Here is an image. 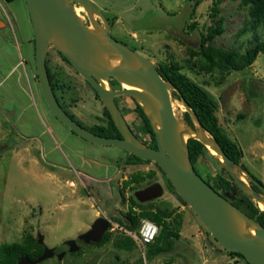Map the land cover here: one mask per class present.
Returning <instances> with one entry per match:
<instances>
[{"label": "rangeland", "instance_id": "374dc122", "mask_svg": "<svg viewBox=\"0 0 264 264\" xmlns=\"http://www.w3.org/2000/svg\"><path fill=\"white\" fill-rule=\"evenodd\" d=\"M89 1L102 10L112 24L113 38L156 65L161 62L177 65L205 87L216 104L222 133L240 145L243 165L264 185V54L261 53L251 67L224 74L218 70L219 55L209 64L191 54V50L202 49L217 5L225 19V32L214 40V45L230 48L240 42L238 31L249 19L248 7L242 0H220V3L218 0ZM76 7L81 18L91 26L85 9L79 4ZM96 18L100 22L101 18ZM17 21L26 34L23 16L18 14ZM258 32L264 40V31ZM49 56L52 65L57 62L64 68L67 92L62 96L65 103L60 90L56 94L66 111L85 127L105 124V106L94 89L77 75L72 65L61 59L57 50L51 49ZM14 60L12 56L4 60L3 71L8 70ZM5 88L0 90V97ZM114 88L122 89V85ZM33 102L26 113L32 127L28 132L30 140L24 143L21 125L0 110V147H11L0 152V246L25 243L28 236L39 239L42 235L46 246L55 248L57 254L65 253L61 260L55 255L39 264H234L232 258L236 264H245L242 258L232 257L225 251L192 208L180 200L158 164L134 161L129 152L117 146L88 143L60 123L41 101L34 99ZM119 102L139 138L150 143L151 137L143 133V121L135 112L136 102L130 96H121ZM21 104L26 107L25 96ZM9 107L3 105L2 108ZM174 110L184 120L186 107L180 101H174ZM71 146L75 153L70 150ZM80 150L101 164L89 162L85 168H80L77 155ZM214 156L207 155L198 165L202 177L221 171L222 165ZM150 170L157 172L154 179L139 185L124 184L133 174ZM242 175L247 180L246 175ZM156 183L163 186L164 195L151 201L149 206L164 204L183 211L187 219L184 237L191 239L195 228L202 229L205 235L195 243L180 239L173 252L152 258L147 246H140L139 239L131 236L120 221H127L135 192ZM99 217L110 222L108 231L113 233V238L101 245L86 244L79 236ZM121 235L132 237L137 248L131 252L119 250L114 239ZM70 239L77 240L78 252H70L66 244Z\"/></svg>", "mask_w": 264, "mask_h": 264}, {"label": "water", "instance_id": "95a60500", "mask_svg": "<svg viewBox=\"0 0 264 264\" xmlns=\"http://www.w3.org/2000/svg\"><path fill=\"white\" fill-rule=\"evenodd\" d=\"M35 33L36 69L44 99L52 114L84 140L102 146H117L142 160L158 164L183 201L195 212L210 234L228 252L240 253L249 264H264V226L259 216L251 217L217 192L197 172L192 163L188 139L203 143L221 162L240 190L258 206L264 203V185L224 151L221 144L205 130L187 102H183L196 128L178 117L174 110L176 88L166 81L155 62L113 38L105 14L89 0H25ZM76 4L89 16L88 25L77 12ZM96 16L101 18L100 22ZM51 49L62 53L76 71L95 89L110 113L122 137H106L89 130L65 110L52 86L47 58ZM115 61L120 64L116 65ZM115 79L122 89H115ZM124 84L129 87L126 88ZM130 96L144 110L156 136L157 148L143 142L130 128L116 98ZM190 132L185 139L184 131ZM216 152V154L213 153ZM246 175L247 180L243 177ZM258 187L257 190L254 186ZM164 188L156 183L135 192L136 199L147 203L161 198ZM110 222L97 218L79 239L89 245L102 241ZM254 232L251 235L250 231ZM43 254L32 260L21 258L17 264H39L55 256V248L45 245ZM72 253L78 252L77 240L66 241ZM63 254H59L61 260Z\"/></svg>", "mask_w": 264, "mask_h": 264}, {"label": "trees", "instance_id": "16d2710c", "mask_svg": "<svg viewBox=\"0 0 264 264\" xmlns=\"http://www.w3.org/2000/svg\"><path fill=\"white\" fill-rule=\"evenodd\" d=\"M6 1L12 2L15 0ZM218 2L220 3V0H218ZM242 3L244 6L248 7L249 19L245 20L244 27L242 30L238 31V37L240 39V42H237L238 44H235L230 48L216 47L214 45V40L225 32V19L220 15L221 10L217 5L213 10V24L204 39L202 49L200 51L191 50L192 56L201 57L209 64L214 63L215 57L219 55L218 70L221 74H224L226 71L245 70L255 63L261 53L264 54V40L261 38L258 32L261 29L264 31V0H242ZM58 53L65 62L72 65L62 53ZM157 68L162 77L175 86L176 91H173L175 99L180 101L182 104L184 101L187 102L197 114L205 130L221 144L225 153L232 160H234L237 164L242 165L246 170L242 163V159L244 157L243 150L237 142L231 140L222 133L221 124L216 115V104L213 101V97L205 89V87L193 81L175 64L161 62L157 64ZM48 71L55 92L57 90L63 89V87L60 85V80L54 76L49 67ZM111 83L113 86L119 84L115 79H111ZM96 95L99 97L97 92ZM135 112L143 121V133L148 134L151 137L152 141L154 142V146H156L155 148H157L156 136L153 131L152 124L143 108L137 102ZM105 115L107 117L105 124L96 125L92 128H86L102 136L122 137L106 108ZM72 118H74V116H72ZM184 120L193 128H196L194 118L189 112H185ZM188 147L190 150L192 163L194 164L197 172L200 174L198 165L200 164L201 160L207 157V155H214L203 143L194 138L188 139ZM131 157L134 161L146 162L145 160H142L133 154H131ZM159 168L162 170L161 167ZM220 170L221 171L215 175H209L208 177L203 178L217 192L233 202L249 216L255 217L258 215V220L264 226V211H260L256 203L248 195L239 190L231 175L223 167H221ZM156 175V170L138 172L133 174L130 179H127L124 184L126 186H131L133 184L139 185L146 180L154 179ZM170 185L173 189H175L171 182ZM253 186L259 190L254 184ZM179 198L185 205H188L180 196ZM131 201L132 203L130 205V210L126 216L127 221H120V223H122V225H124L128 231H137L143 219H148L154 222L158 225L160 232L155 241L147 245L148 255L154 258L173 252L177 247V243L181 239V232L184 228L185 222L184 212L174 209L170 205L164 204L153 208L152 206H149L151 204L150 202L141 203L136 199L135 196L132 197ZM112 238L113 233L108 231L103 237L102 241L97 245L105 244ZM114 244L119 250H125L129 252L137 248L136 241L127 235L116 237V239H114ZM43 252L44 246L39 244V239L33 236H28L25 243H5L1 245L0 264H17L18 261L24 257L35 260L39 258ZM228 253L232 257L242 258L245 261V264H249L245 257L240 253Z\"/></svg>", "mask_w": 264, "mask_h": 264}, {"label": "crops", "instance_id": "0c3cea01", "mask_svg": "<svg viewBox=\"0 0 264 264\" xmlns=\"http://www.w3.org/2000/svg\"><path fill=\"white\" fill-rule=\"evenodd\" d=\"M18 14L23 16L25 27H27L26 34H24L19 26V22L17 21ZM33 33V24L25 0H15L12 2L0 0V90L6 87L0 97L2 102L0 103V110L5 112V114L9 117L11 116L21 125V139L24 140L23 143L30 140L28 132H31L32 127L30 121L26 118V113L27 110L34 105L33 100L35 99L36 101H41V103L46 105L49 112L52 113L44 99L37 75L36 41L35 33ZM21 44L23 45L21 46ZM10 56H12L15 60L8 70L3 71V62ZM61 59L63 58L61 57ZM49 63L52 73L60 80V85L63 87V89L60 90L61 99H63L62 95L67 92V82L64 79V68L57 62L52 65L50 56ZM77 75L82 77L79 73ZM66 76H68V74ZM82 79L84 78L82 77ZM21 95L22 97L25 96L27 98L26 107H24L23 104L20 105L22 98ZM63 103H65L64 99ZM3 105H10V107L8 109H3ZM72 133L76 135L73 131ZM35 138L31 140H34ZM10 148V145H4L0 147V152ZM23 149L29 150V148ZM70 150L73 153L76 152L73 146L70 147ZM84 154L85 153L81 150L77 152L80 161V168H85L84 165L89 162H94L97 165L101 164L98 162V159H93V157H89ZM186 220L187 219L185 217V222ZM184 228L181 232V239L186 241L195 243V241L203 239L205 235L202 229L195 228L194 233L191 235V240L190 238L183 236ZM232 260L233 263L236 264L235 259L232 258Z\"/></svg>", "mask_w": 264, "mask_h": 264}, {"label": "built area", "instance_id": "2783aa9c", "mask_svg": "<svg viewBox=\"0 0 264 264\" xmlns=\"http://www.w3.org/2000/svg\"><path fill=\"white\" fill-rule=\"evenodd\" d=\"M160 229L154 222L143 219L141 225L136 232L129 231L131 236L139 239L140 246H147L155 241L156 237L159 235Z\"/></svg>", "mask_w": 264, "mask_h": 264}, {"label": "flooded vegetation", "instance_id": "af4514ba", "mask_svg": "<svg viewBox=\"0 0 264 264\" xmlns=\"http://www.w3.org/2000/svg\"><path fill=\"white\" fill-rule=\"evenodd\" d=\"M111 26V28H112V24H110ZM111 28H110V30H111ZM111 34V33H110ZM48 60V59H47ZM86 81V80H85ZM87 82V81H86ZM88 83V82H87ZM89 84V83H88ZM91 86V85H90ZM116 86V85H115ZM92 87V86H91ZM114 87V86H113ZM56 93V92H55ZM57 95V94H56ZM57 97H58V95H57ZM121 97V96H120ZM120 97H117L116 98V102H117V104H118V106H119V108L121 109V111H122V113H123V115H124V112H123V109H122V106H121V104H120V102H119V98ZM58 99H59V97H58ZM133 99V98H132ZM134 100V99H133ZM59 101H60V99H59ZM135 101V100H134ZM136 102V101H135ZM60 103H61V101H60ZM64 107V106H63ZM136 109V108H135ZM66 110V109H65ZM76 120V119H75ZM127 120V122H128V124H129V126H130V128L133 130V132L137 135V137H139V135L136 133V131L133 129V127H132V125L130 124V122L128 121V119H126ZM82 125V124H81ZM143 142H144V140H142ZM146 143V142H145ZM147 144V143H146ZM148 145L149 146H151V147H156V146H154V142L152 141V139H151V141H150V143H148ZM148 187V186H147ZM84 242V241H83ZM55 255H59V254H57V252H56V250H55Z\"/></svg>", "mask_w": 264, "mask_h": 264}, {"label": "bare ground", "instance_id": "6f19581e", "mask_svg": "<svg viewBox=\"0 0 264 264\" xmlns=\"http://www.w3.org/2000/svg\"><path fill=\"white\" fill-rule=\"evenodd\" d=\"M115 64L118 65V64H120V63H119L118 61H115ZM124 86H125L126 88L129 87L127 84H124ZM184 136H185V139H187V138L190 136V132L187 131V130H185V131H184ZM213 153L216 154L215 151H213ZM260 206H261L262 208H264V203H261ZM250 233H251V235H254V232H253L252 230L250 231Z\"/></svg>", "mask_w": 264, "mask_h": 264}]
</instances>
